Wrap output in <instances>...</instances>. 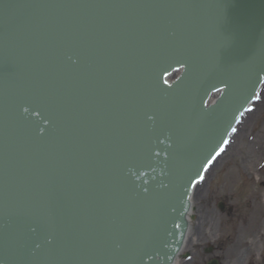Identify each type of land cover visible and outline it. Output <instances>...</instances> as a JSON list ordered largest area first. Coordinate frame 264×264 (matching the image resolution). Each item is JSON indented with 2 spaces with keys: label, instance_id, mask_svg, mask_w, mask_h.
Wrapping results in <instances>:
<instances>
[{
  "label": "water",
  "instance_id": "1",
  "mask_svg": "<svg viewBox=\"0 0 264 264\" xmlns=\"http://www.w3.org/2000/svg\"><path fill=\"white\" fill-rule=\"evenodd\" d=\"M263 85L264 0H0V264H173Z\"/></svg>",
  "mask_w": 264,
  "mask_h": 264
},
{
  "label": "rangeland",
  "instance_id": "2",
  "mask_svg": "<svg viewBox=\"0 0 264 264\" xmlns=\"http://www.w3.org/2000/svg\"><path fill=\"white\" fill-rule=\"evenodd\" d=\"M263 133L264 103H261L253 115L246 117L245 124L237 128L226 156L217 160L200 184L203 189L197 192L192 203L193 227L189 242L192 241L180 255L179 264H189V254L203 258L210 247H217L218 253L214 256L219 257L221 264H264V225L253 231L248 228L256 217V208L264 204L263 175L259 178L254 170L264 149ZM252 134L256 140L251 139ZM247 175L257 178V184L247 182ZM261 214L264 220V212ZM243 228L248 231H241Z\"/></svg>",
  "mask_w": 264,
  "mask_h": 264
},
{
  "label": "bare ground",
  "instance_id": "3",
  "mask_svg": "<svg viewBox=\"0 0 264 264\" xmlns=\"http://www.w3.org/2000/svg\"><path fill=\"white\" fill-rule=\"evenodd\" d=\"M263 136H264V133H263ZM200 186L198 185L197 187H196V189H195V192H194V195H193V199H192V203H193V201H194V198L196 197V195L198 194L197 192H200V190H202L203 189V187H200ZM257 210V211H256ZM255 211V214H256V217H254V219H253V221H252V223H251V225L250 226H248V228L249 229H251V231H253L254 229H257V228H259V226H261V225H264V220H261V212H264V206L262 205V204H259V206L257 207V209H256ZM190 223V226H191V221L189 222ZM264 227V226H263ZM241 231H243V232H247L248 231V229L247 228H243ZM191 234V229L189 230V233L187 234L188 235V237H187V241H186V243H185V248H184V250H186V248H188V246H187V244H188V242H189V239H190V235ZM243 237V234H241V236H240V239ZM191 241H192V239L190 240V242H189V244L191 243ZM180 263V259L178 260L177 259V261L175 262V264H179Z\"/></svg>",
  "mask_w": 264,
  "mask_h": 264
},
{
  "label": "flooded vegetation",
  "instance_id": "4",
  "mask_svg": "<svg viewBox=\"0 0 264 264\" xmlns=\"http://www.w3.org/2000/svg\"><path fill=\"white\" fill-rule=\"evenodd\" d=\"M264 172V171H263ZM264 180V179H263ZM211 253H214V250H211ZM215 257L212 258L210 255L203 256V258H199L195 264H211V261L214 260Z\"/></svg>",
  "mask_w": 264,
  "mask_h": 264
}]
</instances>
